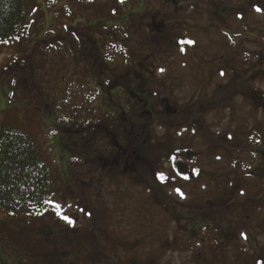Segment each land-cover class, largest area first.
Listing matches in <instances>:
<instances>
[{
  "label": "rangeland",
  "instance_id": "rangeland-1",
  "mask_svg": "<svg viewBox=\"0 0 264 264\" xmlns=\"http://www.w3.org/2000/svg\"><path fill=\"white\" fill-rule=\"evenodd\" d=\"M240 2H93L98 12L158 13L171 23L161 40L168 54L161 56L163 70L157 73L164 82L150 84L159 115L148 135L147 159L123 178L100 179L88 172L83 175L87 192L70 195L76 188L71 173L87 166L79 159H59L69 153L52 138L56 131L48 122H56L68 107L42 83L43 55L47 30L72 16L65 5L86 4L28 0L29 36L20 43L0 41V123L31 137L57 184L43 189L42 197L15 203L31 211L0 208V264H202L203 259L206 264L215 259L218 264H256L254 259H264V176L254 175L264 160V112L235 95L242 86L240 74L255 64L260 51L264 18L249 12L245 20L236 19L227 8ZM173 22L178 26L173 28ZM181 35L190 43L185 54L175 47ZM11 63L13 71H2ZM234 69L239 79L229 85ZM251 86L264 92L263 80ZM160 97L172 99L181 112L165 116ZM173 157L190 166L187 181L171 166ZM63 171L70 176L61 177ZM100 181L105 190L96 195Z\"/></svg>",
  "mask_w": 264,
  "mask_h": 264
},
{
  "label": "flooded vegetation",
  "instance_id": "flooded-vegetation-1",
  "mask_svg": "<svg viewBox=\"0 0 264 264\" xmlns=\"http://www.w3.org/2000/svg\"><path fill=\"white\" fill-rule=\"evenodd\" d=\"M76 1L85 7L65 5L72 16L45 34L42 83L68 107L66 114L48 124L56 131L52 138L69 153L59 159H79L87 166L71 173L76 188L70 195H83L87 192L83 175L88 172L100 179L123 178L147 159L148 135L159 115L153 110L157 93L150 84L164 82L157 73L163 70L161 56L168 54L161 40L171 23H164L158 13L98 12L96 0ZM219 15L226 19L225 12ZM202 73L196 74L201 78ZM158 104L165 116L181 112L172 99L160 97ZM103 185L100 181L96 195L105 190Z\"/></svg>",
  "mask_w": 264,
  "mask_h": 264
},
{
  "label": "trees",
  "instance_id": "trees-1",
  "mask_svg": "<svg viewBox=\"0 0 264 264\" xmlns=\"http://www.w3.org/2000/svg\"><path fill=\"white\" fill-rule=\"evenodd\" d=\"M28 7V0H0V41L15 40L20 43L21 40L29 36L27 35L29 22ZM257 8L264 10V0H241L238 5H234L230 9L227 8V11L230 10L232 15L236 16L238 20H245L249 12H260L264 18V11H257ZM222 12H225V10L223 9ZM248 32L245 29L247 37L257 42L255 37H253V33L250 32L248 34ZM179 38L176 41L175 47L179 51V54H185L190 43L185 39L184 35H181ZM259 43L261 46L258 55L255 57V64L248 65L246 70L240 74L242 86L235 95L242 97L255 110L264 112V92L251 86L252 82L256 79L264 81V30L260 33ZM234 70V77L231 78L229 85L234 83L236 79H239V77H235L238 71ZM2 71L7 73L13 71V63L6 65ZM23 73L25 72H18V74ZM16 76L17 74L15 73ZM180 153L188 159L192 157H189L190 153L187 150H182ZM262 161V167L260 166L254 172L255 176H264V160L262 159ZM170 163L177 176L187 181L189 174H191L188 163L176 157L171 158ZM197 173L195 171L193 176L197 177ZM249 174L251 175V172ZM59 179L58 177L56 181L59 182ZM160 181L167 183L165 177H162ZM56 184L55 180L53 181L46 162L40 157L38 147L34 144L31 137L26 133L0 123V208L12 211H31L18 208L15 203L20 202L23 204L22 200L25 201L28 198L34 200L35 197H42L47 192L46 189L50 191L56 187ZM43 189H45V192L42 195ZM23 195L26 196L25 199L21 198ZM201 225H204V222ZM200 226L198 230L202 231ZM207 228L209 229L210 227L205 226L203 230ZM254 260H256V264H264L263 258ZM198 262L201 264L200 260ZM201 262L202 264H206L205 259ZM218 262L216 259L214 260L215 264H218Z\"/></svg>",
  "mask_w": 264,
  "mask_h": 264
},
{
  "label": "snow or ice",
  "instance_id": "snow-or-ice-1",
  "mask_svg": "<svg viewBox=\"0 0 264 264\" xmlns=\"http://www.w3.org/2000/svg\"><path fill=\"white\" fill-rule=\"evenodd\" d=\"M257 11H264V10L257 8ZM65 219L67 220V217H65ZM68 223H72V222L70 220H68Z\"/></svg>",
  "mask_w": 264,
  "mask_h": 264
}]
</instances>
